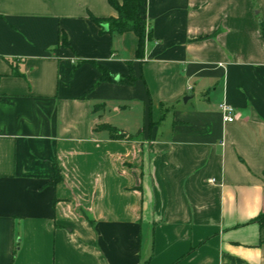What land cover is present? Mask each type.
I'll return each instance as SVG.
<instances>
[{"label": "crops", "instance_id": "obj_1", "mask_svg": "<svg viewBox=\"0 0 264 264\" xmlns=\"http://www.w3.org/2000/svg\"><path fill=\"white\" fill-rule=\"evenodd\" d=\"M145 3L0 0V264H264V0Z\"/></svg>", "mask_w": 264, "mask_h": 264}, {"label": "trees", "instance_id": "obj_2", "mask_svg": "<svg viewBox=\"0 0 264 264\" xmlns=\"http://www.w3.org/2000/svg\"><path fill=\"white\" fill-rule=\"evenodd\" d=\"M110 6L116 11L114 17L107 18L105 20H98L93 16L91 19L97 24H107V31L110 33H123L131 31L138 38L137 56L142 55L144 40L148 32L145 27V14H146V3L145 0H108ZM62 44H66L65 34H61ZM94 63V62H92ZM100 73V81H112L113 74L101 65H97ZM135 77L130 73L122 79L124 83H133ZM105 127V126H104ZM111 131L112 136L116 137L117 133L114 129L107 128ZM60 179V176L56 175L55 182Z\"/></svg>", "mask_w": 264, "mask_h": 264}, {"label": "rangeland", "instance_id": "obj_3", "mask_svg": "<svg viewBox=\"0 0 264 264\" xmlns=\"http://www.w3.org/2000/svg\"><path fill=\"white\" fill-rule=\"evenodd\" d=\"M107 117H110V119L112 121H114L115 123L121 124L122 123V115H112L113 113H111V111L109 109L106 110L105 112ZM122 114H124L125 116V121L126 123H138L141 121L140 115H141V111L140 108H137L136 106H132V109H130V111L127 112H123ZM130 124V125H131Z\"/></svg>", "mask_w": 264, "mask_h": 264}, {"label": "built area", "instance_id": "obj_4", "mask_svg": "<svg viewBox=\"0 0 264 264\" xmlns=\"http://www.w3.org/2000/svg\"><path fill=\"white\" fill-rule=\"evenodd\" d=\"M219 110L222 114V119L224 122H232L235 119L234 109L231 105L226 102H221L218 105Z\"/></svg>", "mask_w": 264, "mask_h": 264}, {"label": "water", "instance_id": "obj_5", "mask_svg": "<svg viewBox=\"0 0 264 264\" xmlns=\"http://www.w3.org/2000/svg\"><path fill=\"white\" fill-rule=\"evenodd\" d=\"M103 28L107 31L108 26L107 24H103ZM188 99V97H184L183 100L186 101Z\"/></svg>", "mask_w": 264, "mask_h": 264}]
</instances>
